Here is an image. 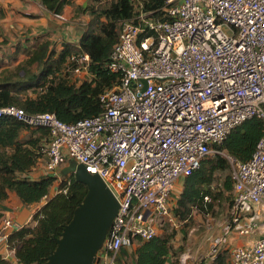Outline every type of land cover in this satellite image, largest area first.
<instances>
[{"label":"built area","instance_id":"1","mask_svg":"<svg viewBox=\"0 0 264 264\" xmlns=\"http://www.w3.org/2000/svg\"><path fill=\"white\" fill-rule=\"evenodd\" d=\"M137 12L114 45L107 68L121 81L100 95L99 115L69 124L11 105L0 118L50 132L39 160L46 176L60 177L76 162L117 197L100 264H119L123 248L176 224L170 205L176 184L216 155L231 165L234 200L230 219L211 238L213 251L228 238L255 236L230 249L229 264H264V134L248 161L221 149L245 121H264V0H167L161 17ZM71 60V83L93 78L89 54ZM22 227L5 218L0 240Z\"/></svg>","mask_w":264,"mask_h":264},{"label":"trees","instance_id":"2","mask_svg":"<svg viewBox=\"0 0 264 264\" xmlns=\"http://www.w3.org/2000/svg\"><path fill=\"white\" fill-rule=\"evenodd\" d=\"M99 1L91 0L86 8L79 9L80 13L88 11L91 20L78 47L66 45L58 53L45 40L26 49L27 58L16 69L0 74V109L15 105L28 114L50 112L69 124L102 112L100 95L121 81V74L109 71L107 64L123 22L133 19L139 7L153 17H161L167 0H111L104 6ZM42 3L49 12L62 14L71 0ZM84 53L91 58L90 72L94 76L90 81L71 83L69 74L75 65L71 58ZM263 134L264 121L251 118L228 136L221 149L240 161H248ZM49 140L47 129H32L12 117L0 118V202L8 199L9 193H15L24 205L31 206L50 195L57 177H29ZM231 171L229 161L222 155L203 160L200 168L185 178L183 192L172 210L177 221H188L195 211L209 212L225 192H232ZM63 178L58 192L41 206L31 222L9 236L8 245L15 261L0 255V264H43L56 249V238L88 191L87 185L77 182L73 175ZM206 196L211 200L206 201ZM162 230L151 240L137 241L132 264H179L178 260L170 261L175 233ZM121 256L130 258L124 248L119 264ZM214 257L212 264H229L228 251H218Z\"/></svg>","mask_w":264,"mask_h":264},{"label":"crops","instance_id":"3","mask_svg":"<svg viewBox=\"0 0 264 264\" xmlns=\"http://www.w3.org/2000/svg\"><path fill=\"white\" fill-rule=\"evenodd\" d=\"M90 1L71 0V3L63 8L62 14L67 18L64 21L49 12L42 0H0V60L8 62L9 67L14 66L15 62L18 63L27 58L26 53L21 52L45 40L50 41L51 48L58 53L66 45L78 47L81 36L91 20L88 11L80 13L79 9L86 8ZM178 183L181 181L179 180ZM34 207V205H24L15 193H9V198L0 202V232L5 218H12L22 226L28 225L33 215L41 208V206L38 209ZM255 238V236L232 237L228 238L223 246L230 251L233 247L250 244ZM137 248V243L124 248L130 254V258L121 256L122 264H125L127 260L132 264L131 255ZM0 255L15 261L7 240H0ZM214 258L201 260L195 255L190 257L189 253L181 256L179 246L174 242V252L170 261L178 260L179 264H212Z\"/></svg>","mask_w":264,"mask_h":264},{"label":"water","instance_id":"4","mask_svg":"<svg viewBox=\"0 0 264 264\" xmlns=\"http://www.w3.org/2000/svg\"><path fill=\"white\" fill-rule=\"evenodd\" d=\"M145 89L147 81H144ZM73 175L88 191L73 218L56 238V249L43 264H100L99 252L117 216L120 203L107 184L85 166L71 162L62 176Z\"/></svg>","mask_w":264,"mask_h":264},{"label":"rangeland","instance_id":"5","mask_svg":"<svg viewBox=\"0 0 264 264\" xmlns=\"http://www.w3.org/2000/svg\"><path fill=\"white\" fill-rule=\"evenodd\" d=\"M110 1L111 0H100L99 4L104 6ZM21 62H15L14 66L9 67L8 65L10 64H7L8 62H3V60H0V74L5 70L16 69V67H18ZM40 164H42V162H39L35 166V169L31 171V176H29L30 178L40 179L46 176L42 167H40ZM39 172L41 173L39 174ZM58 175L60 177H57L50 195L44 198L40 203L34 205V209H38L40 206L44 205L49 198L53 197L58 192L65 179L63 178L64 176H62V173H59ZM180 181L181 183L176 184L171 195L170 205L172 210L177 205L178 200L180 199V196L183 192L185 178H182ZM217 184L218 183H215V185ZM233 200L234 192H225L224 198L215 201L213 208L210 209L209 212L195 211L188 221L184 223L177 221L174 225L167 224L162 231L168 229L170 233H175L174 242L178 244L179 250L181 251V256L189 253L190 257L195 255V257L201 260L210 259L216 255V253L213 251L211 238L219 235L222 231V227L230 219ZM224 247L225 246H222L219 251H228L227 249H224ZM228 253L230 252L228 251ZM125 264H130V261L127 260Z\"/></svg>","mask_w":264,"mask_h":264}]
</instances>
